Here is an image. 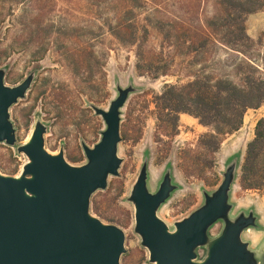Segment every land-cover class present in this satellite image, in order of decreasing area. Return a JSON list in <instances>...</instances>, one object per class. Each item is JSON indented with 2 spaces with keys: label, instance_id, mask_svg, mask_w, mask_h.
Instances as JSON below:
<instances>
[{
  "label": "rangeland",
  "instance_id": "374dc122",
  "mask_svg": "<svg viewBox=\"0 0 264 264\" xmlns=\"http://www.w3.org/2000/svg\"><path fill=\"white\" fill-rule=\"evenodd\" d=\"M95 1L93 7L91 0H0V19L3 18L0 23V69L5 71L4 83L13 87L30 73L34 74L25 98L9 110L16 143L13 147L0 144V173L19 175L26 158L17 153L16 148L28 139L36 122L47 129L44 141L50 154H57L61 149L70 165L85 163L81 144L93 147L105 129L91 107L107 110L117 95L116 84L121 88L131 84L138 91L129 95L121 110L118 176L110 177L106 189L92 195L90 213L102 223L123 231L125 252L120 257V264H150L147 251L133 232V211L127 201L144 160L147 161L150 192L156 191L167 168H170L173 183L178 186L158 211V217L172 229L175 222L202 204L203 192L209 193L218 187L232 157L239 155L241 167L245 147L253 138L254 126L264 117V107L245 113L242 127L225 138L213 156L214 164L210 169L205 157L190 151L195 148L198 138L207 132L195 119L180 115L176 131L167 129L160 133L159 140H155L154 98L165 85L176 83V79L137 75L133 51L115 45L102 26L111 10L104 7V0ZM148 3L144 1L145 6ZM147 8L136 11L139 23ZM165 10L170 9L166 7ZM244 26L251 40L264 41V11L247 15ZM193 161H197V165L189 170L197 171L200 176L186 177L183 171ZM237 178L231 188L229 218L241 211L252 210L260 230L251 228L242 238L251 247L257 246L256 249L261 250L264 240L262 198L256 192L241 191ZM220 230L221 224L217 223L209 230V236H217ZM197 253L199 258L204 255L203 250Z\"/></svg>",
  "mask_w": 264,
  "mask_h": 264
},
{
  "label": "water",
  "instance_id": "95a60500",
  "mask_svg": "<svg viewBox=\"0 0 264 264\" xmlns=\"http://www.w3.org/2000/svg\"><path fill=\"white\" fill-rule=\"evenodd\" d=\"M0 69V144L13 147L15 129L9 110L25 98L34 74L10 87ZM116 97L107 110L91 107L105 129L93 147L81 144L85 163L70 165L60 149H45L46 127L36 122L28 139L16 148L26 162L17 176L0 173V264H120L125 236L90 213L94 193L106 189L118 176L121 159V110L129 95L138 90L116 84ZM239 155L225 166L222 181L212 192H203L202 204L170 229L158 211L178 189L167 168L154 193L147 187L144 160L127 201L133 211V232L148 253L150 264H264L263 249H251L243 233L260 230L252 210L229 218L231 188L239 170ZM221 224L215 237L209 230ZM198 250L204 255L199 258Z\"/></svg>",
  "mask_w": 264,
  "mask_h": 264
},
{
  "label": "trees",
  "instance_id": "16d2710c",
  "mask_svg": "<svg viewBox=\"0 0 264 264\" xmlns=\"http://www.w3.org/2000/svg\"><path fill=\"white\" fill-rule=\"evenodd\" d=\"M144 1L104 0L111 12L102 26L115 45L133 51L137 75L176 79L154 98V139L176 131L180 115L195 119L207 132L190 151L205 157L210 169L245 113L264 107V41L251 40L244 26L247 15L264 11V0ZM144 7L139 23L135 13ZM195 165L183 171L186 177L200 176L189 170ZM237 179L240 190L258 193L264 206V117L254 126Z\"/></svg>",
  "mask_w": 264,
  "mask_h": 264
},
{
  "label": "crops",
  "instance_id": "0c3cea01",
  "mask_svg": "<svg viewBox=\"0 0 264 264\" xmlns=\"http://www.w3.org/2000/svg\"><path fill=\"white\" fill-rule=\"evenodd\" d=\"M183 119H184V118H183ZM262 204H263V201H262ZM250 248H251V249H256L257 246H254V247H251V246H250Z\"/></svg>",
  "mask_w": 264,
  "mask_h": 264
}]
</instances>
